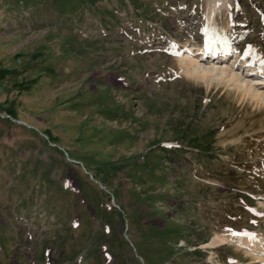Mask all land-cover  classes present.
I'll use <instances>...</instances> for the list:
<instances>
[{
	"label": "rangeland",
	"instance_id": "374dc122",
	"mask_svg": "<svg viewBox=\"0 0 264 264\" xmlns=\"http://www.w3.org/2000/svg\"><path fill=\"white\" fill-rule=\"evenodd\" d=\"M209 1L0 0V264H258L264 109L179 63ZM231 5L228 67L264 57Z\"/></svg>",
	"mask_w": 264,
	"mask_h": 264
},
{
	"label": "bare ground",
	"instance_id": "6f19581e",
	"mask_svg": "<svg viewBox=\"0 0 264 264\" xmlns=\"http://www.w3.org/2000/svg\"><path fill=\"white\" fill-rule=\"evenodd\" d=\"M207 4L208 6L204 16L203 39L197 50L198 53L197 55H192L190 51L187 53H179L178 57L181 67L194 79L211 80L214 82L222 81L225 84H232L239 94L241 93L242 96L249 99L252 104L254 103L256 106L264 109L263 55H261L256 48H251L243 53L237 52L235 61L228 67L224 60L228 53L233 51V43L229 40V31L218 28V25H215L214 22L223 5H226V11L229 13H231L233 5H231V0H210ZM230 23L231 18L229 17L228 27L231 25ZM184 45L187 46V43ZM209 47L213 53L217 52L215 57H213L212 54H208V58L204 57V52ZM184 49L186 48L184 47ZM240 63L243 68H247L248 74L246 77H242L237 73ZM253 76H259L255 79L257 83H254V80H248V77ZM214 236L210 244L213 248L217 247L216 245L218 244H225L228 240L221 235ZM240 239L243 244L252 248L256 260L264 264V237L259 238L256 235H250L249 239H244L243 237ZM239 244L241 245L240 241Z\"/></svg>",
	"mask_w": 264,
	"mask_h": 264
},
{
	"label": "snow or ice",
	"instance_id": "6c2138e0",
	"mask_svg": "<svg viewBox=\"0 0 264 264\" xmlns=\"http://www.w3.org/2000/svg\"><path fill=\"white\" fill-rule=\"evenodd\" d=\"M244 235H251V234L245 232Z\"/></svg>",
	"mask_w": 264,
	"mask_h": 264
}]
</instances>
